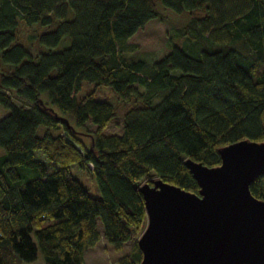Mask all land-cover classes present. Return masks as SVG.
<instances>
[{
  "label": "trees",
  "instance_id": "1",
  "mask_svg": "<svg viewBox=\"0 0 264 264\" xmlns=\"http://www.w3.org/2000/svg\"><path fill=\"white\" fill-rule=\"evenodd\" d=\"M167 11L188 18L179 35L200 54L172 45L154 63L128 59V40ZM20 24L44 31L35 56ZM0 107V264H86L97 219L121 251L145 227L143 182L197 193L187 159L212 168L219 148L264 140V0H0ZM115 119L121 134L105 135ZM249 189L264 201V176ZM140 260L135 243L120 264Z\"/></svg>",
  "mask_w": 264,
  "mask_h": 264
},
{
  "label": "water",
  "instance_id": "2",
  "mask_svg": "<svg viewBox=\"0 0 264 264\" xmlns=\"http://www.w3.org/2000/svg\"><path fill=\"white\" fill-rule=\"evenodd\" d=\"M217 153L216 167L184 162L197 193L159 178L139 186L146 221L137 264H264V201L249 189L264 176V140H241Z\"/></svg>",
  "mask_w": 264,
  "mask_h": 264
},
{
  "label": "rangeland",
  "instance_id": "3",
  "mask_svg": "<svg viewBox=\"0 0 264 264\" xmlns=\"http://www.w3.org/2000/svg\"><path fill=\"white\" fill-rule=\"evenodd\" d=\"M171 13V18L169 22L161 23L159 20H151L142 30L137 32L130 40L128 44L133 45L136 49L129 53L128 59H141L148 63H154L160 61L165 57L171 50V46H178L185 51H187L192 56H198L200 54L201 46L197 44H192L186 38L179 35V31L186 25L188 18L184 15L177 17L173 12ZM175 16V17H174ZM48 29V28H47ZM43 29H39L37 25L33 27H28L20 24L17 37L19 43H21L31 56L37 54L36 46L40 49L38 45V35L41 34ZM179 35V36H178ZM33 47H30V45ZM70 45V39L65 37L54 51H59ZM43 51H46L45 49ZM161 99H156L155 104ZM8 114V111L0 107V119ZM123 121L121 119L113 120L104 131V134L109 135H120L122 132ZM88 131H93L95 129L90 123L87 124ZM44 128H41L39 135H42ZM87 144H89V139H83ZM4 155V150L0 149V156ZM34 157L41 160L44 164H48V161L44 158L42 151H36ZM47 173L50 174L54 171L51 166L46 167ZM71 173L83 186L87 189L88 194L91 197L99 198L100 192L96 183L88 178L85 173L79 169L77 165L71 166ZM97 230L101 235V240L98 244L91 250L84 252V261L86 264H120L122 258L129 253L137 239L141 234L134 235L130 241L123 245L121 251H115V249L109 245L103 236L102 225L97 219L96 221ZM143 232V230H142ZM25 264H45L42 256L38 254L36 260Z\"/></svg>",
  "mask_w": 264,
  "mask_h": 264
},
{
  "label": "built area",
  "instance_id": "4",
  "mask_svg": "<svg viewBox=\"0 0 264 264\" xmlns=\"http://www.w3.org/2000/svg\"><path fill=\"white\" fill-rule=\"evenodd\" d=\"M92 168V166H90Z\"/></svg>",
  "mask_w": 264,
  "mask_h": 264
},
{
  "label": "crops",
  "instance_id": "5",
  "mask_svg": "<svg viewBox=\"0 0 264 264\" xmlns=\"http://www.w3.org/2000/svg\"><path fill=\"white\" fill-rule=\"evenodd\" d=\"M91 250V249H90Z\"/></svg>",
  "mask_w": 264,
  "mask_h": 264
}]
</instances>
